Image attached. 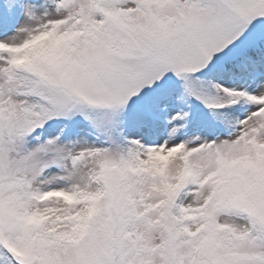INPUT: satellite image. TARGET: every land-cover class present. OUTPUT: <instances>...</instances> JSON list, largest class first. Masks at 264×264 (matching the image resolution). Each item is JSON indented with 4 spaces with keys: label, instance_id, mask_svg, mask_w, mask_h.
<instances>
[{
    "label": "snow or ice",
    "instance_id": "snow-or-ice-1",
    "mask_svg": "<svg viewBox=\"0 0 264 264\" xmlns=\"http://www.w3.org/2000/svg\"><path fill=\"white\" fill-rule=\"evenodd\" d=\"M0 264H264V0H0Z\"/></svg>",
    "mask_w": 264,
    "mask_h": 264
}]
</instances>
